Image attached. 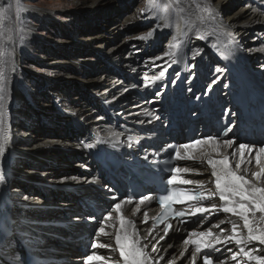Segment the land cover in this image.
I'll use <instances>...</instances> for the list:
<instances>
[{
  "label": "bare ground",
  "instance_id": "6f19581e",
  "mask_svg": "<svg viewBox=\"0 0 264 264\" xmlns=\"http://www.w3.org/2000/svg\"><path fill=\"white\" fill-rule=\"evenodd\" d=\"M164 3H162L161 5H163ZM173 4L175 10H172V6L169 8V11L172 14L170 19L164 22L163 26H161V23L163 21L156 20L154 12L152 10H147L148 20H151L152 17L155 19V25L153 26L155 27V31H153V28L146 29L144 32L140 33L137 36L146 34L148 33V31H152L153 34L151 36H145L146 38L144 40L151 41V39L155 40V38H158V40H160L169 37L168 43L172 44L173 42H175L177 44L182 45L181 48L176 49L179 54L176 56L175 62H173L172 57L165 55V53L169 51L170 44H168L169 46L166 47L164 50H159L155 47L152 50L148 48V55L134 54L136 52L135 44L136 46L140 45L139 40H136V42L134 43V49L132 51H125V45H123L122 43L125 42L127 38L125 39L124 37L118 39L117 41H113V44H111V41L105 40L102 45L99 46L105 47L106 52H108L109 54L117 53V51L120 49L124 51L123 53H119L115 56L117 61L114 63L116 64V66H114L113 69L108 68V71H105L103 74L97 75L92 79H87L90 83L97 81L98 84H100L98 92L100 93V95H103V98L105 100L104 112L110 113V111L114 110L115 108H121L116 113H122L123 120L112 118L109 122H105L103 121V116L100 115L93 121L94 124L91 126L90 131L77 128L78 132L76 133V135L78 136L72 135L76 132L75 127L73 130H71V135L61 134L59 136L57 132L54 133L48 131L50 133L47 136H38V141L34 143V146L31 145V142H29L31 140H25L24 145L26 146L24 147V149L20 148L21 153L24 152L26 156H30L29 154H27V151H32L33 149L37 148V146L57 147L61 146L62 144H66L68 149L65 152V155H67V158H71L73 151L77 149L78 151H76L75 153L76 156L79 158L78 162L83 164V169H86L88 167L86 169L88 170L90 166L91 168H93L95 164L94 159L91 158V162L88 161V158L85 159L82 155L83 152H89L90 156L97 159L99 164H101V166L92 170L91 173L77 169L76 171L73 170V173L60 172V177L42 176V173L45 172L44 170L41 171V174H38L42 177L43 182H46V180H48V182L51 184H89L90 187L85 189V192L81 193L80 195L88 199H91L95 195L99 196V200H93V202L97 205L99 209H97L95 212L92 209L91 203L83 205V208L87 210L85 211V213H83L81 209L79 210V208L78 210L71 208L75 204L74 201L76 199V195L66 196L58 194L57 196H55V194L51 191L53 198L57 197V199L59 198L62 201L69 202L70 207H65L63 205H58L57 203L50 202L49 200H47V194L50 190L49 186H45L43 188V191H39L37 187L28 184V179H26L25 181V184H27L28 187L18 186L19 189L16 191V194H18V196L20 195L18 204L7 203L8 208L12 207L15 209L16 213L18 214V221H27L24 226L25 230H29L30 234L34 235V237L37 238L38 241H47V243L49 244H58V246L62 245L71 248L78 247L79 243H82L80 246L82 248V252H85L83 254H81V252L79 253L78 247V249L76 250L79 255H73L66 251L64 253L60 251L55 252L56 248L59 250L63 247L61 248L54 245L49 246L47 244V247H45L44 250L48 255L47 261H49V264H58L56 262L59 260V258H62L67 264H86L85 257L93 251H96L97 254L101 255H116L105 249H91V243L85 240L79 241V236L75 240V242L69 241V239L72 240L73 238L67 237L69 235L67 234L66 236L67 231L65 230L72 229L75 234L79 230V233L82 234V231L80 232V229L82 228L84 222H92L91 220H93L94 218H96L97 220H99L100 218L99 221H101V223L99 225L103 224L104 221L102 217H105L107 215V212L110 210V207H114L115 203L130 197L128 195L127 185L124 188L123 184L117 181L118 179H121L125 176V170L123 171L124 167L122 165L119 166L117 163L123 164L124 162H126L127 165L129 164L131 167H134L135 165H145L146 162H154V160L158 159L159 157H163L164 155H166L165 147L172 144L173 141L168 142L167 144L162 143V141L165 140L166 135L168 136V134L171 133V130L173 128H176L177 125H180L181 127L182 119L183 121H187L186 125L181 127L182 132L180 133L178 131V128L174 130L176 133L173 132V137H178L181 141V144L189 143L191 141V139H189L187 135H184L186 128L191 127V125H196L197 127L199 126L198 139L205 138L209 134L214 136L219 135L217 133V127L219 126V123L217 122L219 117H217V115L230 112L232 121L234 122V120H236L237 123H234L235 125L233 126L232 122V125L230 127H233L234 129L236 126H239L240 130H243L247 126H251L252 128L251 135H249V133H246V135L243 137V140L245 141L244 143L254 144L257 147L264 146V125L262 126L260 123L259 125L254 126L257 121L256 118L261 119L262 116H264V107H260V102H264V97H260L262 91L258 90V87L254 86L259 77L264 78V69H261L257 66H250V64L252 63L250 59L255 56H257L255 57V59L259 58L260 61L264 63V51L260 50L264 49V40H260L258 38L256 40H253L251 37H249V35L254 32L253 29L256 26L262 27L256 32L260 35H264V0L249 1L248 5L242 6L229 14L228 11L231 8V4L226 5L224 0H211V4L216 9L217 14L213 20L206 23L201 29L202 31H206L210 34L207 40L198 39L195 35V30L192 29L189 25H186L184 23V20H180L181 25L178 27V29L173 30L170 36L168 35L170 32L169 27L172 26V22L176 18L175 12L177 10L185 9L187 11L185 19H190L192 23H195L196 20L195 9L194 5H192V0H180L179 4ZM189 5H192V8H189ZM127 21L129 20L127 19ZM157 25H159L160 27L157 28ZM163 28H165V31ZM108 31H110L111 35L113 34V36L116 37L118 36L117 33L120 32V25L118 23H112V27H110ZM229 31L234 34L233 37H227L223 35L224 32ZM93 37L96 38L95 35ZM217 37H219V39H217ZM199 40L202 41V43L197 45L196 43ZM213 43L217 44V47L215 49L211 47V44ZM199 47L204 48L203 51L199 55L194 56L193 52L199 49ZM244 52L249 53V55L246 56ZM4 57L0 58V70H3L6 73L8 81V79L13 75V70H11V73L8 74L7 67H4L2 64ZM222 59H226L228 60V62L224 61V63L222 64L220 62V60ZM152 60L157 63V66H155ZM151 62L152 64H154L153 68ZM143 67H146V69L144 71H141L140 69ZM207 68L209 69V71L207 73H204ZM217 68H220L221 71L216 72ZM126 69L130 70L133 74L128 75L126 73ZM165 69V75L160 80H157L153 83L150 81V79H146L152 77L153 75H159V73L161 71H164ZM233 73H236L235 77H237L238 75L241 76L239 79L240 81H242V83L237 81V79H233L231 77V74ZM139 74L140 81L137 78V75ZM211 76L213 77V80H210L209 82L211 83L208 84L206 78ZM11 83L13 84L12 80ZM200 83L203 84L201 87H199ZM134 85H136L135 93H133V97H136L133 100L134 104L122 109L123 106L126 104V98L128 97L129 90L132 89ZM225 85H227V87H225ZM216 86L220 87L221 92L224 93V95L227 93L228 89L232 88L233 90H235V97H238L242 101L243 109H247L251 102L253 105V111H251V113H241L239 111L238 104H235L234 97L233 103L231 104L230 108H225L224 106L220 107V111L218 112V114H216L215 118L214 109L217 111L219 107H215L213 105L214 101L211 98L215 96L216 90H212L211 88H215ZM261 86L264 87V85ZM157 87L158 89L157 91H155L154 89H156ZM209 88L211 89V91H209ZM6 91L7 92L4 93L3 101H0V104H2V109L0 110H2L4 113V126L7 129L9 135V145L11 146L9 150H7L4 154V160H6L5 164H7V166L2 170L6 172L7 177L4 183L5 187H2V184H0L1 207H5V204L2 205L4 196L8 194V198H11L13 194V192L11 191L4 192V190L11 188L12 185H14L15 183L13 182L12 177V173L15 171V169H13L12 167H17L18 164L17 161L10 158V156L14 157L16 154H18L19 151H17L15 143H12L11 141V139L15 136L12 132H19L18 126L16 129L12 130L15 126V122L11 114L13 110V105L14 103H16L15 92L13 94L12 88L9 87H6ZM154 91L156 92L155 96L158 98L153 100L148 99L147 97L145 99L142 98V96L147 92H150V94L153 95ZM159 91H161L160 94H158ZM168 91H171L172 96L168 103L170 106L169 109L166 105V95ZM199 91H202L205 94V97L202 93L196 94ZM248 91L250 92L249 95L246 94ZM174 92H176L177 94L176 97ZM183 95L187 97L188 102V109L185 110L183 113L184 118L182 117L179 111L180 108L178 102V100H180L181 96ZM246 95L247 97H245ZM197 97H199V99H197ZM60 98H62V100H65V102L69 105L70 109L74 112H78L81 113V115L87 116L92 114L90 113L89 109L85 107V105H81L77 102H75L74 104L71 102L72 99H70L69 97ZM163 100H166V102L164 103ZM263 102L261 103L264 105ZM157 105L158 107H156ZM64 111L66 113H69V111L65 109ZM164 111H166V113H163ZM58 113L60 112L58 111ZM233 113L235 115H233ZM69 114H71V112ZM193 115H198V117L188 121L187 117H192ZM156 116H159L160 119H155ZM163 118L164 122L166 123L161 127L162 129L159 130V126H157V124H159L161 122V119ZM141 121L143 123H141ZM19 122L20 121H18L17 123ZM111 133H116V135L111 136ZM173 133H171V135H173ZM158 135H161V137L157 140L158 144L156 145V147L153 148L146 145L145 142H154V139ZM235 137L238 136L235 135L232 131V133H230L229 135L220 138L234 139L236 143L234 144L233 148H235L236 146H238L239 143H241L240 141L235 139ZM108 139L111 140L110 143L96 142L97 140ZM89 143H93L96 146L94 148L89 149L85 146ZM129 143L132 144V147L128 146ZM144 149L145 151H143ZM58 151L59 154L62 155L63 151ZM228 151L231 152L232 150L230 149ZM138 153L141 154L139 155ZM6 154L10 156L6 157ZM118 155H121L122 158ZM145 157H147V159ZM1 159L2 156H0V161ZM48 163H44V167L42 168L47 169L46 166L49 165ZM110 163L112 171H108L111 175L108 181H111L114 184V194L110 196L111 202H109L107 191H102L100 188L94 187V184H99L100 186H102L103 181L105 179L104 175H106L104 172L107 170L106 165H109ZM52 164L53 163H51V165ZM177 165L181 167H189L191 169L203 173V175H195L194 173L185 174V178L201 179L205 181L210 178V173L207 166L201 165L197 161H176L174 166ZM34 166L38 168V166L41 165L34 164ZM113 166H115L114 168H119V170L123 172H121L119 175H116L115 177H112V172L114 171ZM49 174L50 173L48 172V175ZM117 184H119V188L117 187ZM144 185L148 186V182L146 180L141 186V190H143ZM209 187H212V185H209ZM110 190L112 189L110 188ZM151 192L155 194L156 190ZM34 193L38 196L35 200L30 198ZM142 195H145L144 192L142 193ZM148 196L152 197V195ZM139 197L140 196H136L132 198L135 202L139 199ZM26 200L32 201L34 206H30V202H24ZM47 202L50 203L48 204ZM216 202L218 203V201ZM205 203L207 204L208 202ZM101 204L109 208V210L105 212V208L102 209ZM49 205H53L54 207ZM41 207H47V209ZM134 207L135 203L133 205H126L125 215L135 220L136 227L140 229L141 234H143L144 230L151 227L152 218L158 213L159 209L157 208L156 202L153 200V198L150 201L146 202L141 207V212L137 213L135 216H133ZM19 208H26V216H33L34 214H36L38 217H35L33 219H24L22 218L24 215L18 212ZM50 208L53 211H50ZM15 211L13 209H10L9 216H15ZM144 211H147L150 217L149 222L147 224L142 223V214ZM50 212H59L60 216H58L56 220H62L66 224L64 228L59 230V232H57L56 234L54 231H49L47 239L44 240V236L42 234L45 232V229L43 227H51H49V225L45 226L42 223L53 221V218L46 219L42 216H54V214H49ZM219 215V220H226V215ZM0 216H3L2 211H0ZM212 216H209V218H211ZM208 222L209 220L204 219L202 222H195L192 227L187 228V226L183 225V223L179 222L178 220H175L173 224V230L169 232L165 240L160 241V244L157 245L159 254L165 256L167 261H171L174 258L176 260V264H190L189 255L185 254L181 256L184 238H181L180 236L182 234L186 236L185 238H187V235L190 234L192 231L206 230L207 228H205V226ZM217 222L218 220L215 221L214 224ZM78 226H80L81 228L77 229ZM221 228H230V225L226 223L221 225ZM40 229L42 231H40ZM97 230L98 227L96 231H94L89 236L92 240V243L97 239V237L94 236V233L97 232ZM213 231L218 233L219 230L213 228ZM162 234L163 233H161V235ZM228 234V232H225V235ZM50 239H52L53 242H51ZM99 239L101 240V242H111L107 238L101 237ZM77 241L79 242L77 243ZM17 242H19V240H17ZM169 244L171 245V247H168ZM20 245L21 244L19 242L17 246L20 247ZM17 246L15 247V250L20 251L21 248L19 249ZM230 247L232 246L230 245ZM64 249L65 248H63L62 250ZM233 250L235 251L236 249L233 248ZM191 251L192 246H189V253ZM1 255L4 260H6L5 264H18L19 261H27L29 262V264H31V260L33 258L30 255L19 256V254L16 255V253L9 254L3 248L1 250ZM13 256H15V259H13ZM2 257H0V264H4ZM219 258L221 260H226L227 264H234V262H232L230 259V254L227 252H224L223 255ZM37 259L40 260L43 258L40 257ZM161 264H164V262H161ZM197 264H200L199 258L197 259Z\"/></svg>",
  "mask_w": 264,
  "mask_h": 264
},
{
  "label": "rangeland",
  "instance_id": "374dc122",
  "mask_svg": "<svg viewBox=\"0 0 264 264\" xmlns=\"http://www.w3.org/2000/svg\"><path fill=\"white\" fill-rule=\"evenodd\" d=\"M249 1L253 0H224L226 5L231 4V8L228 11V14L242 6L248 5ZM164 2L167 3L168 0H7V3L12 4L13 7L6 13L5 18L0 21V46H3V48H5L6 53V58L4 57V60L2 62L3 66H6L9 70H7L8 74H10V71L13 70V75L7 81V87L12 88L13 94L15 92L16 97V103H14L13 110L11 112L12 118L15 123H17L18 121L20 122L17 124L14 123L15 126L12 130L16 129L18 126L19 132L13 131L12 133L15 136L11 139L12 143H15L17 151L19 150L18 154H16L14 157L6 154V157L10 156V158L16 160L18 165L17 167H12L13 169H15V171L12 173L13 182H15L14 185H12L11 188L4 190V192L11 191L13 192V194L11 198H8V194L4 196L2 205L5 204V207L0 206L2 215H9L10 209H13L15 211V209L12 207L8 208L7 203L18 204L20 195L18 196V194H16V191L19 189L18 186L28 187V185L25 184L26 179H28V184L37 187L39 191H43V188L45 186H49L50 190L47 194V200H49L50 202H54L65 207H70L69 202L62 201L59 198L57 199V197L53 198L52 192L55 194V196H57L58 194L66 196L76 195V199L74 201L75 204L71 208L77 210L79 208V210L81 209L83 213H85V211L87 210L83 208V205L91 203L94 212L98 209L97 205L93 202V200L100 199L98 195L93 196L91 199L85 198L80 195L81 193L85 192V189L90 187L89 184H51L48 182V180H46V182H43L42 177L38 175L42 173V170L45 171L42 173V176L49 177H60V172L73 173L77 169L91 173L92 170L98 168L99 166H101V164H99L97 159L90 156L89 152H83L82 155L85 159L88 158V161L90 162L91 158L94 159L95 164L93 168H91L90 166L89 169L86 170L88 167L86 169H83V164L78 162L79 158L75 153L76 151H78L77 149L75 151H73L72 149L73 154L71 158H67V155H65V152L68 149L66 144H62L61 146L57 147L37 146V148L33 149L32 151H27L28 153L26 152L30 156H26L24 152L21 153L20 148L24 149V147L26 146L24 145L25 140H31L29 142H31V145L34 146V143L38 141V136L45 137L50 133L48 131L54 133L57 132L59 136L61 134L71 135L72 133L70 134V132L74 129V127L76 132L72 135H76V133L78 132L77 128L90 131L91 126L94 124L93 121L100 115L103 116V121L105 122H109L112 118L123 120V114L116 113L121 108H115L114 110H111L110 113L104 112L105 100L103 98V95H100V93L98 92L100 84H98L97 81L90 83L87 79H92L97 75L103 74L105 71H108V68L113 69L114 66H116V64L114 63L117 61L115 56L119 53L124 52L122 49H120L117 51V53L109 54L108 52H106L105 47H99L105 40H109L112 42L111 44H113V41H117L122 37H124L125 39L127 38V40L122 43L123 45H125V51H132L134 49V43L136 42V40H139L140 45L136 46L135 44L136 52L134 54L136 55H148V48L152 50L155 47L156 49L158 48L159 50H164L166 47H168V44H170L168 43L169 37L160 40H158V38H155V40L151 39V41L141 39V37L147 36L149 31L146 34L137 36L140 33L144 32L146 29L155 28L153 27L155 25V19L152 17L151 20H148L147 17V10H150L149 5L154 3L162 4ZM7 3H5V0H0V6L2 7H7ZM17 3L22 6V11L19 14H17L15 11ZM173 5L174 4L172 3V10H175ZM170 17L171 15L169 16V19ZM127 19L129 21H127ZM112 23H118L120 25V32L117 33L118 36L116 37L113 36V34L111 35L110 31H108V29L112 27ZM161 24V26H163L164 21ZM180 25V21H177V18H175L172 22V26L169 27L170 32L168 35L170 36L172 31L178 29ZM261 28V26H256L253 29L254 32L251 33L249 37H251L253 40H256L257 38L260 40H264V35H260L256 32ZM163 29L165 31V28ZM94 35L96 36V38L93 37ZM200 43H202V41L199 40L196 44L199 45ZM199 49L204 48L199 47ZM244 54L246 56L249 55V53L247 52H244ZM255 57L250 59L252 61L250 66H257L261 69H264V63H262L259 58L255 59ZM153 60L152 62L155 64V66H157V63H155ZM224 61L228 62V60L226 59L220 60L222 64L224 63ZM154 64H152V68ZM145 69L146 67H143L140 70L144 71ZM126 71L128 75L133 74L128 69H126ZM205 71L204 73H207L209 69L207 68ZM235 74L236 73L231 74V77L233 79H237V81L242 83V81H240L239 79L241 76L238 75L237 77H235ZM139 77L140 74L137 75V78L140 81ZM11 80L13 84L11 83ZM210 80H213L212 76L206 78L208 84L211 83L209 82ZM202 85L203 84L200 83L199 87H201ZM261 85H264L263 77H259L254 86L258 87L257 89L262 91L260 97H264V87ZM135 88L136 85H134L133 88L129 90L128 97L126 98V104L122 109L134 104L133 100L136 97H133V93H135ZM157 89L158 87L154 90L157 91ZM211 89L216 90L215 96L211 98L214 101L213 105L215 107H219L217 111L214 109L216 118V114H218V112L220 111V107L224 106L225 108H230L231 104L233 103V98L235 97V90H233L232 88L228 89L227 93L224 95V93L221 92V89L218 86ZM155 91L153 95L150 94V92L145 93L142 98L145 99L147 97L151 100L158 98L155 96ZM6 92L7 91H5V93ZM160 93L161 91L158 92V94ZM174 93L176 97L177 94L176 92ZM200 93H202L205 97V94L202 91H199L196 94ZM249 93L250 92L248 91L246 94L249 95ZM247 95L245 97H247ZM166 96V105L169 109L170 106L168 103L172 98L171 91H168ZM60 97H69L70 99H72V103L75 104V102H77L81 105H85V107H87L92 114L87 116L81 115V113L78 112H74L70 109L65 100H62V98ZM234 100L235 104H238L239 111L241 113H251V111H253V105L251 102L247 109H243L242 101L238 97H235ZM163 102L165 103L166 100H163ZM178 102L180 108L179 111L184 118L183 113L188 109L187 97L184 95L181 96ZM261 102L260 107L263 108L264 105ZM156 107H158V105ZM64 109L69 111V113L71 112V114L66 113ZM58 111L60 113H58ZM163 113H166V111H164ZM190 119V116L187 117L188 121H190ZM256 119L257 121L254 126L259 125L260 123L263 126V123L261 122L262 119ZM165 123L166 122H164V118L161 119V122L157 124V126H159V130L162 129L161 127ZM186 123L187 121H183L182 119L181 127L186 125ZM181 127L180 125H177L176 127L178 128V131L180 133L182 132ZM176 128H173L171 130V133H176L174 131ZM198 128L199 126L197 127L195 125L194 137L197 138H199ZM188 130H185L184 135H187ZM250 130L251 126H247L243 130H240L239 126H236L235 135H237L238 137H235V139L240 142H245L243 140V137L246 135V133H249V135H251ZM171 133L168 134V136L165 134L166 138L162 141V143L167 144L168 142L172 141L181 142L178 137H173L174 133L173 135H171ZM160 137L161 135L156 136L154 142H144L149 147L154 148L158 144L157 140ZM10 146L11 145H9L8 143L5 153L7 150H9ZM58 150L63 151L62 155L59 154ZM143 151H145V149ZM138 154L140 155L141 153ZM4 156L5 155L2 156V159L0 161V169L6 168L7 166V164H5L6 160H4ZM118 156L122 158L121 155ZM50 162L53 164L51 165ZM44 163L49 164L48 166H46L47 169L42 168L44 167ZM34 164H40L41 166H38L37 168L36 166H34ZM117 164L119 166H123V164ZM106 166L107 170L104 172L106 175H104L105 179L102 186H100L99 184H94V187H98L102 191H107L109 202H111L110 196L114 194V184L111 181H108V179L110 178V173L108 171H112L111 163ZM114 167L115 166H113V170L116 171V175H119L125 170L123 169V171H120L119 168ZM47 171L50 173L49 175ZM4 173L7 177L6 172ZM117 181L121 183L120 180ZM4 185L5 184L2 183V187H5ZM123 186L124 188L126 187V185ZM117 187L119 188V186ZM110 188L112 190H110ZM36 197L38 196L34 193L30 198L35 200L37 199ZM24 202H30L29 205L34 206L32 201L30 200H26ZM50 202L47 203L49 204ZM101 206L102 209L105 208V212L109 210V208H107L106 206H103L102 204ZM41 208L47 209V207ZM26 211V208H19L18 210L20 214L24 215L22 217L24 219H33L35 217H38L36 214H34L33 216H26ZM50 211L53 210L50 208ZM49 214H54V216H42L46 219L53 218V221L42 223L45 226L49 225V227H51H43L45 229V232L42 234L44 236V240L47 239L49 231H54L56 234L57 232H59V230L64 228L66 224L62 220H56V218L60 216L59 212H50ZM220 214L222 216L225 215L223 213ZM219 216L220 215L218 214L212 216L211 218L208 217L206 220H209V222L206 224L205 228H209L212 224H214V222L219 219ZM191 218L192 219H187V221L183 223V225L187 226V228L192 227L195 222H198V220H200L199 217ZM12 219L18 220V214L16 213V211L15 216H13ZM99 220L94 218L93 220H91L92 222H84L82 228L78 226L77 229L81 228L80 232L82 231V234L79 233V230L75 234L72 229H67L65 230L67 231L66 236L68 234L69 236L67 237L73 238L72 240L69 239V241L75 242V240L79 236V241L85 240L89 243H92V240L89 236L94 231H96L97 227L101 223V221ZM26 231L30 233L29 230ZM40 231L42 230L40 229ZM31 236L34 237V235ZM180 237L185 238L186 236L181 234ZM50 241L53 242L52 239H50ZM79 241H77V243ZM18 243L19 242H17L16 246L18 245ZM47 244L49 246H58V244H49L47 243V241H38V243H34L31 247H23L22 245H20V247L17 246L19 249L21 248L20 251L14 249L12 253H18L19 256L30 255L36 258L41 257L43 259H40V261H43V264H49V261H47L48 255L44 250V248L47 247ZM81 244L82 243L80 242L78 245L79 253L81 252V254H83L85 251L82 252V248L80 246ZM58 247H63L65 249L62 250V248L58 250L57 248H54L55 252L60 251L64 253L65 251H67L73 253L74 249H78V247L71 248L62 245H59ZM1 250L2 248H0V257H2ZM220 256H222L221 253H213L214 258ZM58 261L56 262L58 264H67L62 258H59ZM3 262L4 264L6 263V260H4V258Z\"/></svg>",
  "mask_w": 264,
  "mask_h": 264
},
{
  "label": "snow or ice",
  "instance_id": "6c2138e0",
  "mask_svg": "<svg viewBox=\"0 0 264 264\" xmlns=\"http://www.w3.org/2000/svg\"><path fill=\"white\" fill-rule=\"evenodd\" d=\"M172 3L179 4L180 0H168L163 5L150 4L149 8L154 12L156 20L166 22L172 14L169 11ZM192 5L195 9V23H192L190 19H185L187 15L185 9L175 12L177 21L184 20L186 25L195 30L198 39L207 40L210 34L201 29L215 18L216 9L212 6L211 0H192ZM192 5H189V8H192ZM12 7L10 3H7V7L0 6V21L5 18L6 13ZM15 11L17 14L22 11L19 3ZM159 27L157 25V28ZM152 34L153 32L150 31L147 36ZM223 35L234 36L230 31L224 32ZM145 38L141 37V39ZM181 47L182 45L173 42L165 55L172 57L175 62L179 54L176 49ZM211 47L215 49L217 44L213 43ZM260 50L264 51V49ZM202 51L203 49H197L193 55H199ZM5 54V49L0 46V58ZM165 71L166 69L159 75L146 79L154 83L164 77ZM220 71V68L216 69V72ZM6 87V73L0 70V101L4 99ZM209 91H211L210 88ZM0 109H2V104H0ZM155 119L159 120L160 117L156 116ZM4 125V113L0 110V156L4 155L9 143V135ZM232 131L233 127H227L223 136H227ZM110 135L115 136L116 133ZM96 142L110 143L111 140H97ZM235 143L234 139H221L219 135L209 134L205 138L193 139L189 143L173 148L172 159L178 162L197 161L201 165H206L210 178L207 181L185 178V174L203 175V173L189 167L173 166L167 181V184L172 187L166 191L165 195L158 198L160 211L152 218L151 227L144 230L143 234L136 227L135 220L125 215V206L135 203L133 210V216H135L152 197L141 195L135 202L132 197H129L115 203L114 207H110L107 215L102 217L104 222L94 233L97 239L91 243L90 247L93 250L105 249L116 255H101L93 251L85 257L86 264H161V262L176 264L174 258L167 261L157 249L160 241L165 240L169 232L173 230L171 221L178 220L184 223L188 218L199 217V223L209 216L220 213L226 215V220L218 219L217 223L206 230L192 231L187 238L183 239L181 256L189 255L190 264H197L198 258L200 264H227L226 260L213 257V253L223 255L227 252L234 264H264V146L257 147L254 144L241 142L233 148ZM85 146L91 149L96 145L89 143ZM128 146L132 147V144L129 143ZM230 149L231 152L228 151ZM5 180V173L0 169V184L5 183ZM178 185L192 187H178ZM177 205L183 207L177 208ZM149 219L148 212L144 211L142 223L147 224ZM26 223L27 221L14 220L6 214L0 216V248L12 254L17 240L23 247H31L34 243H38L37 238L32 237L25 230ZM226 223L230 225V228H221V225ZM213 228L218 229V233L214 232ZM225 232L229 234L225 235ZM101 237L111 242H101L99 239ZM189 246H192L190 253ZM168 247L171 245L169 244ZM233 248L236 250L234 251ZM18 264H29V262L19 261ZM31 264H43V262L33 257Z\"/></svg>",
  "mask_w": 264,
  "mask_h": 264
},
{
  "label": "trees",
  "instance_id": "16d2710c",
  "mask_svg": "<svg viewBox=\"0 0 264 264\" xmlns=\"http://www.w3.org/2000/svg\"><path fill=\"white\" fill-rule=\"evenodd\" d=\"M68 253L73 254V255H79L76 249L73 250V253H71V252H68Z\"/></svg>",
  "mask_w": 264,
  "mask_h": 264
},
{
  "label": "flooded vegetation",
  "instance_id": "af4514ba",
  "mask_svg": "<svg viewBox=\"0 0 264 264\" xmlns=\"http://www.w3.org/2000/svg\"><path fill=\"white\" fill-rule=\"evenodd\" d=\"M111 175L109 174V177H110ZM116 176V171H113L112 172V177H115Z\"/></svg>",
  "mask_w": 264,
  "mask_h": 264
},
{
  "label": "water",
  "instance_id": "95a60500",
  "mask_svg": "<svg viewBox=\"0 0 264 264\" xmlns=\"http://www.w3.org/2000/svg\"><path fill=\"white\" fill-rule=\"evenodd\" d=\"M19 175V174H18Z\"/></svg>",
  "mask_w": 264,
  "mask_h": 264
}]
</instances>
